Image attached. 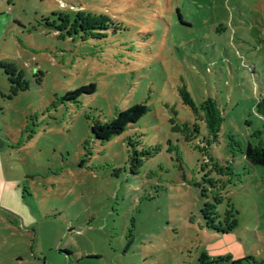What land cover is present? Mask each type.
<instances>
[{"label":"rangeland","instance_id":"1","mask_svg":"<svg viewBox=\"0 0 264 264\" xmlns=\"http://www.w3.org/2000/svg\"><path fill=\"white\" fill-rule=\"evenodd\" d=\"M262 95L264 0H0V264H264V168L229 138L264 134Z\"/></svg>","mask_w":264,"mask_h":264},{"label":"trees","instance_id":"2","mask_svg":"<svg viewBox=\"0 0 264 264\" xmlns=\"http://www.w3.org/2000/svg\"><path fill=\"white\" fill-rule=\"evenodd\" d=\"M97 92V86L95 84H89L86 86H81L75 90L69 91L64 100L66 102H77L83 95H94ZM187 99V94L185 95ZM192 106L193 111L198 114V120L201 121V125L206 130L205 143L207 148L212 149V145L215 142L220 140V134L222 132V127L224 123V118L222 112L219 108V104L216 100L212 98H208L204 100L200 107L197 108L195 105L190 104ZM149 108L144 104H135L121 112H119L115 118L107 123H101L99 121H95L93 126L91 127V132L94 138L101 142L102 144L109 143L113 141L115 138L122 136L125 132H127L133 125H137L143 117L148 113ZM256 112L260 118L264 119V95L259 99L256 104ZM199 133L201 128L198 129ZM256 138L258 142L251 140ZM231 142L236 144L239 148V151L243 155L244 159L255 167L264 168V134L261 131L255 132L253 138H251L248 142L244 143L235 139L234 136H229ZM233 144H228L230 148L233 147ZM211 151V150H210ZM233 158H235L236 150L232 149ZM218 165V171L221 176L227 177L232 175V166L229 164L227 166ZM206 220L207 217H206ZM208 227L216 232L226 234L229 230H221L214 227V222L208 224ZM253 260L254 263L256 261L253 258H249L246 261ZM244 261L238 262L236 264H243ZM200 264H215L207 254H202L200 258Z\"/></svg>","mask_w":264,"mask_h":264},{"label":"crops","instance_id":"3","mask_svg":"<svg viewBox=\"0 0 264 264\" xmlns=\"http://www.w3.org/2000/svg\"><path fill=\"white\" fill-rule=\"evenodd\" d=\"M3 145V142L0 140V146H2Z\"/></svg>","mask_w":264,"mask_h":264}]
</instances>
